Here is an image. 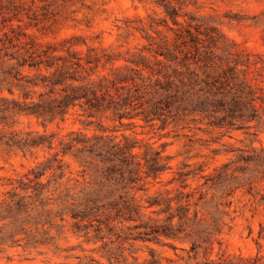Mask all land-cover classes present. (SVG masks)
<instances>
[{"label": "rangeland", "instance_id": "1", "mask_svg": "<svg viewBox=\"0 0 264 264\" xmlns=\"http://www.w3.org/2000/svg\"><path fill=\"white\" fill-rule=\"evenodd\" d=\"M19 10L41 45L83 58L91 49L104 63L99 75L133 77L142 98L131 115L151 109L164 76L189 102L208 96L207 81L210 91L226 83L253 97L235 104L225 94L226 105L204 115L163 108L151 123L108 115L88 125L75 109L43 127L14 108L22 95L0 60V264H149L151 255L160 264H264V0H21ZM78 134L104 146L128 138L136 142L131 167L160 152L169 169L157 178L141 172L123 188L103 178L107 163L69 148ZM38 136L52 139V149L32 145ZM168 199L174 213L187 200L197 204L190 222L174 220L175 238L142 242L166 224Z\"/></svg>", "mask_w": 264, "mask_h": 264}, {"label": "trees", "instance_id": "2", "mask_svg": "<svg viewBox=\"0 0 264 264\" xmlns=\"http://www.w3.org/2000/svg\"><path fill=\"white\" fill-rule=\"evenodd\" d=\"M20 5L21 0H0V60L9 64L7 71L3 73L5 79H12L14 83L11 86L22 95L23 104L14 102V108L20 114L35 117L43 127L57 121L65 122L66 117L75 109L83 113L82 116H85L89 125L94 123L92 120L99 122L102 117H108V115L111 120H117L120 124L123 119L131 120L139 116H143L145 122L151 123L164 116L161 114L163 108L170 111L172 107H175L177 114L187 111L204 115L211 108L219 110L218 108H223L226 105L222 98L226 96L225 94L230 93L224 85L226 83H219L216 92L210 91L215 86L212 82H205L204 94L208 93V96L203 95L194 103V101H185L180 97L171 77L164 76L163 81L157 80L153 86L154 95L158 98L152 104L151 109L145 110L141 106L139 107L140 113L131 115L130 112L134 110L132 103L142 98L139 96V88H137L133 77L115 75L109 79L104 75H99V64L104 65V63H100L99 59L92 57L91 49L88 50L89 54L83 58L78 52L67 48L59 49L56 44L41 45L34 36L25 32L22 24L23 18L18 17L22 14V11L19 10ZM33 5L32 3V8ZM34 12L35 10L33 14H35ZM29 16V14L26 15V18L30 19ZM14 20L17 22L15 26L13 25ZM60 51L64 52V55L59 54ZM170 58L174 60L175 57L171 56ZM26 71L27 73L24 74ZM93 76H96L95 79ZM242 83L243 86L247 85L245 80ZM36 93L38 101L34 102L33 95ZM238 93L243 95L242 90H238L234 94L230 93L234 103L246 100L250 96L253 97L251 91L248 92L247 96H241ZM27 100H31V102L26 104ZM253 102L254 99H249L250 105ZM254 108L252 105L251 110L254 111ZM221 120L223 119L220 118L219 122ZM78 135L79 137L75 136L71 139L69 148L73 147V143L81 145V152L107 163L105 170L102 171L103 178L123 188L127 182L139 181L141 172L145 174V178H157L159 174L169 169L168 162L160 164L161 160H170L161 157L160 152L155 153L149 161L146 160L144 165L138 162L135 167H131L130 159L134 157L131 151L136 147V142L131 143L128 138L124 137V142L119 144L104 146L100 145L101 138H94L95 141L91 142L84 135ZM52 142L50 138L38 136L31 141V144L34 146L46 144L48 149H52ZM171 202L172 199L166 200L165 209L161 211L167 214L166 224L160 227H150V231L143 233L142 237H138L139 240L149 242L161 235L167 238H175L173 233L174 220H177L179 227L190 222V209L192 206L196 207L197 204L191 205L190 201L187 200L186 204L179 206L174 213L168 204ZM159 204L157 200H154L149 203V206H158ZM196 218L197 212L194 210L193 219ZM150 236H153V239ZM195 249L194 246L191 248V250ZM151 257L152 260L149 264H160L152 255ZM240 261L234 263L223 259L218 261L206 260L203 264L249 263L248 261Z\"/></svg>", "mask_w": 264, "mask_h": 264}]
</instances>
